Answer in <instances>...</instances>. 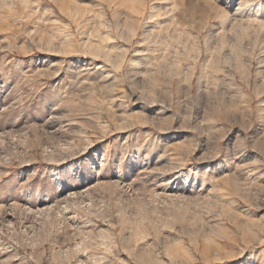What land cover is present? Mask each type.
Here are the masks:
<instances>
[{
  "label": "rangeland",
  "instance_id": "374dc122",
  "mask_svg": "<svg viewBox=\"0 0 264 264\" xmlns=\"http://www.w3.org/2000/svg\"><path fill=\"white\" fill-rule=\"evenodd\" d=\"M0 264H264V0H0Z\"/></svg>",
  "mask_w": 264,
  "mask_h": 264
}]
</instances>
